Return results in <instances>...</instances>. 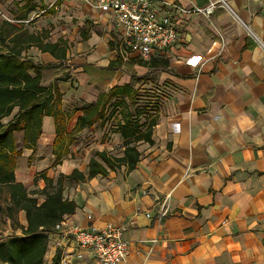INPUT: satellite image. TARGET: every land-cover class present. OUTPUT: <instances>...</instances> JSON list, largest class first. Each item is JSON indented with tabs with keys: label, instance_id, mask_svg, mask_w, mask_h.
<instances>
[{
	"label": "crops",
	"instance_id": "crops-1",
	"mask_svg": "<svg viewBox=\"0 0 264 264\" xmlns=\"http://www.w3.org/2000/svg\"><path fill=\"white\" fill-rule=\"evenodd\" d=\"M78 1L77 38L59 36L78 53L69 79L97 90L91 103L100 92L130 80L133 74L126 72L115 78L117 68L129 62L137 76L150 72L156 105L149 113L157 120L153 142H136L140 155L133 169L122 165L105 176L64 181L63 195L76 203L64 217L84 227L121 225L126 254L118 264H264V0H155V8L168 12L180 33L174 45L151 56L167 58L164 67L131 62L142 57L125 44L112 12L91 0ZM61 3L54 5L71 6L73 0ZM54 5L45 6L54 10ZM209 6L207 13L190 10ZM33 48V56L27 54L35 61H58L35 46L27 52ZM117 56L123 63L110 67ZM58 87L70 132L84 104L65 105L70 80L58 81ZM117 112L114 122L99 120L80 130L70 145L85 138L89 148L114 154L112 149L120 147V155ZM54 137L53 119L44 116L31 160L30 148L17 158L15 180L26 189L34 186V175L47 170L46 182L40 178L30 191L42 189L47 180L54 185L73 168L86 169L89 159L78 165L82 156L74 150L53 163ZM18 212L23 224L24 212ZM63 263L94 264L92 250L51 231L44 264Z\"/></svg>",
	"mask_w": 264,
	"mask_h": 264
},
{
	"label": "trees",
	"instance_id": "trees-1",
	"mask_svg": "<svg viewBox=\"0 0 264 264\" xmlns=\"http://www.w3.org/2000/svg\"><path fill=\"white\" fill-rule=\"evenodd\" d=\"M39 1V9H44V13L53 11L52 7L46 8L42 0ZM21 9L16 19L22 20L28 12L34 11L35 0H23ZM48 33L46 29L28 31L11 21H0V186H4L7 192L6 205L0 204V220L5 215L15 222L18 211H23L25 217V224L18 226L20 234L0 239V264H44L49 234L54 225L76 208V203L63 195L64 181L78 182L95 175L105 176L110 170L122 165L129 171L139 160L136 142H153L152 128L157 117L136 105L138 90L135 85L143 80L135 74L127 83L113 85L100 92L93 102L81 106V114L73 129L66 131L69 112L62 107L58 81L67 80L68 75L55 77L45 85L42 82L45 64L26 54L28 48L35 46L57 60H64L68 44L60 38L48 41ZM81 36L85 38V33ZM109 45L113 48L112 43ZM131 62L149 67H164L168 64L164 57L131 59ZM122 63V58L117 56L108 65L115 67ZM131 105L134 106L133 110ZM109 108L111 110L108 112ZM115 111H118L117 128L122 137L120 155L97 149L89 158L85 171L73 168L68 174H60L54 185H50L51 181L47 180V185L42 189L29 191L15 180L17 158L23 148H30L32 152L27 161L31 160L44 116H51L54 122L55 137L51 153L55 158L53 163H57L69 152L68 146L80 130L99 120L104 122ZM142 115L144 119L140 121L138 117ZM5 117L9 118L3 122ZM40 196L42 201H39Z\"/></svg>",
	"mask_w": 264,
	"mask_h": 264
},
{
	"label": "rangeland",
	"instance_id": "rangeland-1",
	"mask_svg": "<svg viewBox=\"0 0 264 264\" xmlns=\"http://www.w3.org/2000/svg\"><path fill=\"white\" fill-rule=\"evenodd\" d=\"M56 0H43L44 5L51 6L52 4H55ZM61 4H63L64 0H59ZM78 0H73V4L65 5V7L62 5L57 4L58 7L55 5L54 10L47 14L43 15L40 13L39 6L40 1L35 0L36 3V9L34 11H30L26 14V17L22 20L16 19L15 17L22 12L21 5L23 3V0H0V21L1 20H8L11 21L19 26H22L26 28L28 31H34L39 32L42 29H46L48 33L47 40L48 41H54L63 32L74 34L75 27L78 25V19H80L78 12H76ZM65 4V3H64ZM76 32L74 36H76ZM72 45L68 46V55L64 60H58L57 62H44L45 67L43 68V84L47 85L51 80H53L55 77H60L63 75H68L67 80H70V87L67 89L69 92L71 90V94L65 93V105L70 108H76L83 104H86L90 102L93 99V96L95 93H97L95 90L92 89L91 84H83L79 85L76 80L69 79L72 75V72H74L75 68L77 67L76 64L72 61V58L76 56L78 53H76L75 48ZM33 51H36L35 48L30 49V51H26V54H30L33 56ZM27 54V55H28ZM29 55V56H30ZM84 56V55H81ZM70 60V61H68ZM114 70V69H113ZM139 70H142V68H139ZM89 71V70H88ZM108 71V70H106ZM128 74H134L136 72L133 71V65L129 62H126L125 64L119 66L117 68V74H115L116 79H122L124 73ZM150 72H147L145 74H139L142 77V82L137 83L135 87H137L138 90V98L136 105L138 107H142L143 110L149 111L153 105H156L155 103V85H151L148 83V79ZM103 77V76H102ZM108 78L102 81V85L107 81ZM101 79H97V82ZM60 81V80H59ZM97 87V86H96ZM94 87V88H96ZM67 92V91H66ZM63 98V95H62ZM131 109H134V106H130ZM140 121H143L144 116L138 117ZM108 121L114 122L112 118H110ZM95 147L89 148V143L85 140V138H80L78 141L74 143V145H70L69 151H76V153H79L80 156H82L77 164L83 165L84 162H86L89 157L93 156V153L95 151ZM49 149H46V153H48ZM88 151V153H87ZM121 151L120 147L113 148L112 153L119 154ZM86 155V156H85ZM84 156V157H83ZM23 166L26 165L25 157L22 159ZM57 165V164H56ZM55 165V166H56ZM54 166V167H55ZM52 166L49 165L48 168H51ZM47 168V169H48ZM47 173V170L45 173H40L37 175H34L32 179V184L35 186V183L40 179L43 178V180L46 182V178L49 176H45ZM53 181H55V178L52 177ZM67 181V180H66ZM51 183V182H50ZM51 185V184H50ZM27 187V189L30 191L32 187ZM42 196H40L41 198ZM7 202V192L4 186H0V204L5 206ZM15 222L8 219L5 215H2L0 220V239L5 238L11 234H20L19 225H22L20 218H19V212L16 214ZM23 225L25 224V219L22 217Z\"/></svg>",
	"mask_w": 264,
	"mask_h": 264
},
{
	"label": "built area",
	"instance_id": "built-area-1",
	"mask_svg": "<svg viewBox=\"0 0 264 264\" xmlns=\"http://www.w3.org/2000/svg\"><path fill=\"white\" fill-rule=\"evenodd\" d=\"M91 3L112 12L116 24L122 28L125 44L144 59L165 51L180 38L171 15L155 8V0H91ZM210 8L190 10L207 13ZM52 231L70 236L79 247L91 249L94 264H118L125 257L126 241L119 224L107 222L100 228L84 227L63 217Z\"/></svg>",
	"mask_w": 264,
	"mask_h": 264
},
{
	"label": "snow or ice",
	"instance_id": "snow-or-ice-1",
	"mask_svg": "<svg viewBox=\"0 0 264 264\" xmlns=\"http://www.w3.org/2000/svg\"><path fill=\"white\" fill-rule=\"evenodd\" d=\"M199 58H196V60H198ZM195 62V61H194Z\"/></svg>",
	"mask_w": 264,
	"mask_h": 264
}]
</instances>
